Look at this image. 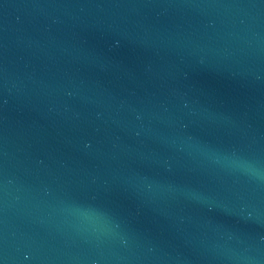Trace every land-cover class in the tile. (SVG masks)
<instances>
[{
  "label": "water",
  "instance_id": "1",
  "mask_svg": "<svg viewBox=\"0 0 264 264\" xmlns=\"http://www.w3.org/2000/svg\"><path fill=\"white\" fill-rule=\"evenodd\" d=\"M0 264H264V0H0Z\"/></svg>",
  "mask_w": 264,
  "mask_h": 264
}]
</instances>
